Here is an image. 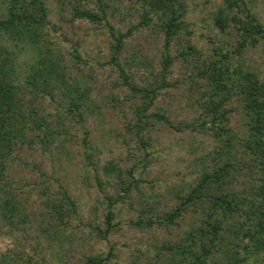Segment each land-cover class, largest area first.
<instances>
[{"label":"trees","instance_id":"trees-1","mask_svg":"<svg viewBox=\"0 0 264 264\" xmlns=\"http://www.w3.org/2000/svg\"><path fill=\"white\" fill-rule=\"evenodd\" d=\"M56 1L61 14L65 0ZM128 1L138 10L139 19L125 31L114 28L107 10L115 6L103 0H97L96 8L80 5L81 0H77L70 19L103 24L107 29L110 53L105 64L118 68L123 84L141 98L133 108L139 142L145 150L144 130L149 118H154L179 131L208 133L214 140L208 157H225L212 169L204 164L207 156L200 157L203 169L194 183L175 192L173 205L158 210L155 204H148L130 223L137 227H166L191 215L188 228L178 240L158 247L165 256L158 264H255L254 259L264 256V81L254 71L234 63L230 52L222 47H213L209 56L203 54L191 39L186 0ZM50 3L51 0H0V227L24 231L27 224L36 221L44 235L46 225L54 235L70 225L78 212L75 199L59 182L51 190L48 182L57 178L37 163L32 164L39 173L36 180L16 182L10 168L24 147L40 146L49 157L53 151L60 152L69 123L80 124L93 112L87 100L89 89L81 87L65 60L59 27L50 19ZM214 22L222 32L234 33L231 53L236 55L264 38V25L245 0H224ZM146 27L162 35V52L149 83L135 85L129 81L131 63L125 60L143 66L149 62L137 53L125 59L121 55L125 38ZM173 43L177 45L174 54ZM25 47L34 49L35 55L21 73L17 56ZM70 52L73 59L85 60L76 46ZM176 61L191 68L186 78L200 110L183 126H176L161 112L148 113L158 91L173 85L168 76ZM232 101H238L244 119L238 131L229 125ZM238 152L243 154L238 156ZM104 169L119 170L112 162ZM239 178L242 185L236 186L234 181ZM129 186L121 189L127 193ZM32 189L37 190L34 197ZM106 199L105 227L97 228L104 239L115 226L112 208L117 202L110 195ZM113 256L111 246L105 255H88L84 264H106ZM0 264H9L1 253Z\"/></svg>","mask_w":264,"mask_h":264},{"label":"rangeland","instance_id":"rangeland-1","mask_svg":"<svg viewBox=\"0 0 264 264\" xmlns=\"http://www.w3.org/2000/svg\"><path fill=\"white\" fill-rule=\"evenodd\" d=\"M103 1L115 6L107 10L115 29L125 31L138 21L139 12L128 0L121 3L117 0ZM186 1L191 39L203 54L209 56L213 47H222L230 52L234 63L254 71L264 81V38L240 55L231 53L235 45L234 33L222 32L214 22V15L224 0ZM245 1L264 25V0ZM76 3L77 0H65V8L60 14L59 3L51 0L50 19L59 27L58 37L64 45L65 60L71 72L81 81L82 88L89 89L87 100L93 108L92 115L80 124L69 123L64 148L58 153L53 151L50 157L40 146L21 149L18 160L10 168V175L16 182L36 180L39 173L32 164H39L48 175L57 178H50L48 185L51 190L56 189L58 182L68 189L77 203V216L55 235L49 225H46V235L42 234L36 221L33 225L27 224L24 231H11L2 225L0 253L9 264H84L88 255H105L112 246L114 256L106 264H158L165 259L158 247L178 240L188 228L191 215H185L176 225L166 227H137L130 220L136 219L148 204H155L158 210L173 205L175 192L194 183L203 169L200 157L207 156L204 164L207 163L210 169L221 160L223 162L225 157L214 160L208 157L214 146V140L208 133L179 131L154 118H149V125L144 130V150L136 133L133 109L141 98L123 84L118 68L105 64L110 53V37L105 26L70 19L72 5ZM84 3L94 8L98 4L97 0H81L79 4ZM124 41L123 59L137 53L149 62L143 66L125 60V63H131L128 68L130 83L147 85L161 56L162 35L146 27L133 32ZM74 46L85 60L72 58L70 51ZM176 47L173 43L172 54L176 53ZM34 55L35 50L30 47L21 49L17 56L21 73L33 61ZM170 69L168 79L173 85L158 91L148 113L161 112L176 126H183L200 112L186 78L191 68L176 61ZM229 106L233 109L229 125L241 130L244 119L240 104L232 101ZM242 154L238 152V156ZM109 162L119 170L106 172L104 167ZM244 170L249 171L246 167ZM234 182L238 186L243 181L239 178ZM127 184L130 188L125 193L121 188ZM31 192V196L37 195V190L32 189ZM109 195L117 198L112 208L115 226L104 239L97 228L105 227L106 197ZM263 259L264 256L254 259V262L264 264Z\"/></svg>","mask_w":264,"mask_h":264}]
</instances>
